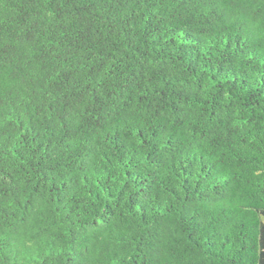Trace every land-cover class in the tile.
<instances>
[{
	"label": "trees",
	"instance_id": "obj_1",
	"mask_svg": "<svg viewBox=\"0 0 264 264\" xmlns=\"http://www.w3.org/2000/svg\"><path fill=\"white\" fill-rule=\"evenodd\" d=\"M0 264H264V0H0Z\"/></svg>",
	"mask_w": 264,
	"mask_h": 264
}]
</instances>
